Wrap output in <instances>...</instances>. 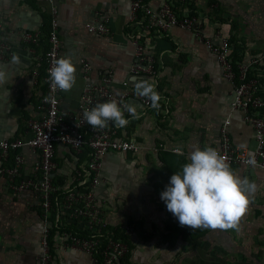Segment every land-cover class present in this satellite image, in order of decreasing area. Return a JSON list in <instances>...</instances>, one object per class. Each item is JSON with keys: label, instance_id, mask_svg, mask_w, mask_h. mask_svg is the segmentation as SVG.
I'll list each match as a JSON object with an SVG mask.
<instances>
[{"label": "crops", "instance_id": "obj_1", "mask_svg": "<svg viewBox=\"0 0 264 264\" xmlns=\"http://www.w3.org/2000/svg\"><path fill=\"white\" fill-rule=\"evenodd\" d=\"M164 1L168 0H146L153 9ZM174 2L169 0L176 8ZM180 2L179 12L193 14L204 39L214 44L224 39L229 42L236 62L246 65L262 58L249 68V74L261 80L258 88L264 94V0ZM55 5L60 56L71 58L77 69L75 85L61 93V111L71 116L77 113L86 83L82 60L90 65L92 82H98L106 72L112 74L114 93L124 90L123 82L133 88L142 80L129 72L134 54L130 35L137 29L130 20L129 0H55ZM105 15L107 34L88 33L86 25L96 24ZM46 18L49 7L45 3L0 0V45L10 48L5 59L0 58V72L6 74V82L0 84V140L29 138L28 123L40 116L37 106L45 92L43 57L47 49L46 41L45 49L41 40ZM139 19L142 23L143 18ZM33 31L41 32L39 43H24L23 33ZM145 50L155 61L156 76L148 81L156 82L160 106L144 107L134 99L128 100L129 105L136 106L139 119L125 117L130 122L118 128L117 136L136 143L140 150L109 152L101 160L100 183L94 194L105 226L131 229L127 234L132 245L129 264H156L159 250L163 252L162 258L173 253L180 256L183 251V257L193 264H264V172L261 170L230 166L241 178L256 185L237 228L222 234L219 228L217 233V229L201 227L205 232L197 235L193 246L188 239V227L180 226L174 216L169 220L170 212L160 193L170 176L189 162L193 145L202 149L217 147L225 121L229 122L226 129L233 146L252 151L256 142L252 127L245 122L242 112L232 106L233 86L223 78L214 54L199 42L194 30L173 27L163 36L151 35ZM34 69L39 72L37 83L32 77ZM20 153L24 164L19 179H32L39 153L29 149ZM54 160L57 165L54 183L64 192L77 170L85 166L87 149L78 155L67 146L57 145ZM54 224L58 229L50 237L49 264H92L91 257L69 246L65 236L73 227L88 233L83 221L70 219L60 211ZM169 224L177 229L170 233ZM43 226L41 200L35 190L14 193L5 177L0 176V264H38ZM210 234H214L212 248L204 245L209 244ZM212 250L213 258L217 257L209 261ZM221 257L225 260L221 261Z\"/></svg>", "mask_w": 264, "mask_h": 264}, {"label": "built area", "instance_id": "obj_2", "mask_svg": "<svg viewBox=\"0 0 264 264\" xmlns=\"http://www.w3.org/2000/svg\"><path fill=\"white\" fill-rule=\"evenodd\" d=\"M37 1L48 5L50 18V30L46 38L47 49L43 57L45 92L37 106L40 116L28 123V131L31 134L29 138L0 140V176L5 177L14 193H21L32 188L41 200L44 226L38 264H49L51 261L49 234L52 225L49 218L53 200L58 203V215L61 211L68 214L70 219L83 221L86 231L93 234L83 238L67 232L65 236L69 246L91 257L92 264H126L125 257L128 253L126 243L109 237L102 244L99 234L106 224L100 216L94 188L100 183L99 172L103 156L109 152L137 153L140 147L126 138H119L118 128L111 122L104 129H92L84 120L83 112L97 103L111 99H116L121 107L129 104V99H134L144 107H150L151 102L146 97L136 95L135 87H128L127 82L121 84L124 87L122 92L114 93L113 77L110 72L102 74L98 82H92L89 77L90 65L82 60L83 78L86 83L79 98L77 113L71 116L61 111L62 91L52 86L48 75V70L54 62L61 58L58 10L55 0ZM129 2L130 20L137 27L130 35L134 48L133 61L129 70L131 76L142 78V80L153 79L156 76L154 58L145 50V43L149 36H163L173 27L194 30L199 42L214 54L223 78L233 86L232 106L242 112L245 122L254 131L256 142V147L252 151L233 146L226 129L229 122L225 121L220 129V142L215 148L226 157L230 166L255 168L264 172V99L259 95L258 80L248 78L249 68L257 65L262 58L252 60L246 65L238 64L237 68H234L229 42L224 39L214 44L204 39L198 32L199 27L195 17L191 15L180 17L168 1L162 2L156 9L151 8L146 0H129ZM140 16L143 18L142 23L139 21ZM107 22L106 15L100 16L99 22L86 25V30L90 34L105 35L108 32ZM40 39V31L24 32L22 35L23 42L29 45H37ZM9 50L7 45H0V58L5 59ZM32 77L34 83H37L39 78L37 69L32 72ZM124 115L125 117L131 116L126 111ZM57 145L67 146L78 155L87 149L85 166L77 170L72 184L65 189V194L59 201H57V195L60 190L55 185L53 176L57 168L54 160ZM23 149L39 153V161L33 172V178L36 177L37 181H33V178L19 179L20 170L24 164V158L20 153ZM58 215L56 214L57 218ZM130 230L129 227L124 228L125 234H129Z\"/></svg>", "mask_w": 264, "mask_h": 264}, {"label": "clouds", "instance_id": "obj_3", "mask_svg": "<svg viewBox=\"0 0 264 264\" xmlns=\"http://www.w3.org/2000/svg\"><path fill=\"white\" fill-rule=\"evenodd\" d=\"M17 57H13L15 62ZM76 67L71 58H58L48 70L51 84L60 91H70L76 83ZM6 82V74L0 72V84ZM135 93L146 97L151 107L158 109L160 95L156 82L141 80L135 83ZM125 111L133 119H139L136 106L124 104L121 107L116 99L97 103L83 112L84 120L92 129H104L111 122L115 127H126L130 122ZM180 171L174 172L160 199L180 226L190 229L207 227L212 229H235L240 218L247 212L250 198L256 185L247 178H241L233 170L225 156L211 146L203 149L192 146Z\"/></svg>", "mask_w": 264, "mask_h": 264}, {"label": "trees", "instance_id": "obj_4", "mask_svg": "<svg viewBox=\"0 0 264 264\" xmlns=\"http://www.w3.org/2000/svg\"><path fill=\"white\" fill-rule=\"evenodd\" d=\"M168 2H169V0H168ZM180 4H181L180 0H176V2H174V5L176 6V8L175 7H172V8H173L174 11L175 10L178 11L179 16L181 17L182 14L178 10L180 8ZM189 15L193 16L192 13H190ZM49 20H50V18H46L44 20V28H43V31H42V34H44V36H43L44 38L41 40V44L43 45V47L45 49H46V44H45V41L46 40L45 39L47 38L48 32L50 30ZM234 53L233 52L231 53V60H232V63H233L234 68H237L239 62H236L235 59H237V58L234 55ZM238 61H240V60H238ZM248 78H251V75L249 73H248ZM260 81L261 80H259L258 83H260ZM259 95L264 99V94L263 93L261 94L259 92ZM83 153H84V151H83ZM64 194H65V192L59 191L58 192V195H57V201H59L60 198ZM57 204L58 203L56 202V200H53L52 201V211L50 212V221L52 222L53 225H52V229L50 230V234H49V245H50V242H51L50 241L51 235L53 234V232L56 229H58L57 224L56 225L54 224V220H55L56 214H57L56 212H57V210L59 208ZM172 218H173V215L170 213L169 220H171ZM167 228L169 229V232L170 233L173 232L175 229H177L176 226H173L171 224H169L167 226ZM187 231H188L189 236H190V237H188V239H189L190 243L192 242L191 245L195 246V244H196L195 243V238H197V235L201 234L202 232H205V229H203V228H197V229L187 228ZM68 232H71V233H73L75 235H78L80 237H83V238H86V237H89L90 235H93V234L83 233V232L77 231V230H75V227H73L72 229L68 230ZM99 236H100V239L102 241V244H104L109 237L112 238V239H115V240L116 239H120L124 243H126L127 246H128V253H127L126 257H125V262H127L129 264V262H128L127 259L129 258V252H130V250L132 248L131 247L132 245H131V243L129 241V236L125 234V232H124L123 229H121L119 227H116V228L104 227V228L101 229V232H100Z\"/></svg>", "mask_w": 264, "mask_h": 264}, {"label": "rangeland", "instance_id": "obj_5", "mask_svg": "<svg viewBox=\"0 0 264 264\" xmlns=\"http://www.w3.org/2000/svg\"><path fill=\"white\" fill-rule=\"evenodd\" d=\"M217 229V228H216ZM209 230L210 231H212V228H209ZM220 231H221V233L222 234H225V231H228V229L227 230H225V229H220ZM220 231L217 229V233H220ZM214 234H210L209 236H211V237H209V244H204L206 247H209V248H212L213 247V241H214V238H212V236H213ZM205 247V248H206ZM166 252H168V251H166ZM213 250L212 251H210L209 252V254H208V256H209V261H213V259L214 260H216V257L217 256H214V258H213ZM162 251H157V261H156V264H193V262L189 259V260H187V258H185V257H183V251H182V253H181V255L179 256V255H174V253H173V256H169L168 255V257H165V258H162L161 257V255H162ZM221 261H224L225 259H223L222 257L221 258H219Z\"/></svg>", "mask_w": 264, "mask_h": 264}]
</instances>
